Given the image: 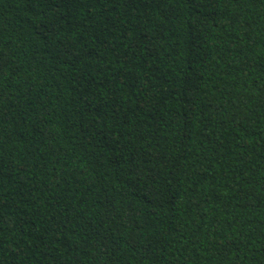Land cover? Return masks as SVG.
Returning <instances> with one entry per match:
<instances>
[{"label":"trees","instance_id":"16d2710c","mask_svg":"<svg viewBox=\"0 0 264 264\" xmlns=\"http://www.w3.org/2000/svg\"><path fill=\"white\" fill-rule=\"evenodd\" d=\"M0 264H264V0H0Z\"/></svg>","mask_w":264,"mask_h":264}]
</instances>
